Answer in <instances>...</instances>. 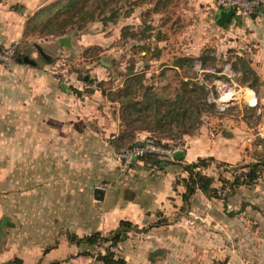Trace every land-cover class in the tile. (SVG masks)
Here are the masks:
<instances>
[{
	"label": "rangeland",
	"instance_id": "374dc122",
	"mask_svg": "<svg viewBox=\"0 0 264 264\" xmlns=\"http://www.w3.org/2000/svg\"><path fill=\"white\" fill-rule=\"evenodd\" d=\"M52 1L0 0V41L2 51L11 59L9 63L0 61L1 213H10L8 202L13 194L43 185H35L37 178L29 173L32 167H39V158L23 151L25 137L29 139L42 128L36 113L40 102L48 100L34 89L64 84L83 96L81 100L95 101V90L101 93L104 86L110 98H118L110 111L113 107L123 109L126 86L137 89L132 99H141L147 84L161 87L162 82L169 84L174 98L181 74L175 73L179 68L172 63L179 55L216 58L208 59L206 67L195 60V79L207 85L206 98L216 102L203 111V124L192 133H182L183 125L175 122L161 128L151 108L127 116L128 127L144 137L157 135L169 143L184 141L186 147H197L191 161L213 154L216 160L204 171L214 175L218 186L220 175L232 178L237 165L264 157V12L219 25L216 0H88L93 17L84 21L77 15L65 32L41 31L43 21L35 23L36 18L29 22V17ZM20 5L26 9L18 11ZM27 28L30 30L25 33ZM62 35L71 37V46L59 41ZM16 52L30 54L37 64L19 62ZM247 60L256 72L245 74L243 62ZM222 97L230 98L221 101ZM24 101L36 103V109L25 108ZM166 107L161 106L162 111ZM126 113L123 111V118ZM221 191L225 197L209 198L200 191L202 194L194 197L198 205L191 216L181 219L191 233L182 239V245L191 249L185 261L264 264V173L251 185L232 190L228 183ZM42 193L37 188L31 196L38 198ZM85 247L83 251L92 255L87 252L86 258L97 256L92 245Z\"/></svg>",
	"mask_w": 264,
	"mask_h": 264
},
{
	"label": "crops",
	"instance_id": "0c3cea01",
	"mask_svg": "<svg viewBox=\"0 0 264 264\" xmlns=\"http://www.w3.org/2000/svg\"><path fill=\"white\" fill-rule=\"evenodd\" d=\"M34 90L48 100L40 102L36 113L42 128L25 137L23 151L39 158V167H30L29 173L37 178L35 185H43L13 194L10 213L0 211V263L19 256L20 264H104L94 256L86 258L87 243L72 241L69 233H107L128 219L136 227L118 245V256L126 264H192V259H184L191 249L182 245V239L191 233L182 220L191 216L198 205L194 197L202 193L197 190L191 203L184 205L185 185L177 182L186 175L182 165L169 162L153 168L139 161L121 173L117 150L145 135L128 127L124 107L108 110L118 98H110L107 90H95L98 100H81L83 96L64 84ZM24 106L34 111L37 105L24 101ZM197 150L188 145L185 159L191 160ZM104 182H111L110 187L102 188ZM37 188L43 193L32 197ZM160 217L167 223L150 226Z\"/></svg>",
	"mask_w": 264,
	"mask_h": 264
},
{
	"label": "trees",
	"instance_id": "16d2710c",
	"mask_svg": "<svg viewBox=\"0 0 264 264\" xmlns=\"http://www.w3.org/2000/svg\"><path fill=\"white\" fill-rule=\"evenodd\" d=\"M87 4L88 0H54L51 3L42 6L38 11H36L33 16L29 17L28 21H35L36 18L37 20L35 21V23L43 21L40 29L41 31H59L60 33L65 32L67 25L71 22H74L77 15L82 16L84 18V21H86L87 17L89 16L93 17V12H91L87 8ZM220 8V6L217 7V12H219ZM259 14L260 13L258 12H252L248 14L247 17H255ZM241 17L242 16L240 15H234V17L227 24L233 22L235 18L241 21ZM29 30L30 28H27L24 32L27 33ZM136 46L139 45L136 44ZM141 47L148 48L149 45H143ZM144 48H142L141 50H143ZM0 49H2L1 44ZM22 55L23 53L16 52L17 60ZM214 58V56L210 57L209 55L203 54L198 57H193L190 55H179L174 63H172L174 65V68H179V70H181L182 72L179 73V70L175 69V73L181 74V79L179 88L174 91V98L170 97L172 90L168 89L167 86L169 84L162 82L160 85L161 87H158L154 84H147L142 91L141 99L131 98L132 95L136 94L137 89H131L128 86L123 87V106L125 111L127 112V115H132L134 111L146 112V110L152 108V114L157 116L156 122L158 127L164 128L167 125H170L172 122H175L179 126L183 125V129L181 131L182 133H192L196 126L200 127L201 124H203L204 121L203 117L201 116L203 115V111L207 110L206 106L214 107L216 105L215 101L206 98L209 90L207 85L195 79V60H200V65H202V67H206L208 64L207 60H215L216 58ZM22 61L23 60L19 62ZM243 63L245 74L248 72H256L248 64L249 60ZM216 70L219 71L221 69L216 68ZM136 74L137 73H133V76H136L137 78L141 77L140 74ZM160 76L162 78H166V75L164 73H161ZM102 91H106L104 86L102 88ZM163 105H167L164 111H162L161 109V106ZM187 120H189L190 124L186 125ZM196 121H198L197 124ZM148 126L149 127L147 128L149 130H154L150 127L152 125ZM151 136H154L157 141L163 144H170L168 141H164L163 137L157 135ZM141 141L142 139L133 141L129 144ZM186 149H184L183 158L179 159L175 157L170 161H160L154 153H145L143 155H140L139 158L131 164L129 169L139 161L153 168H162L169 162H179L182 165L183 171L186 172V175L177 178L178 183H183L185 185V190L181 194L185 206L191 203L192 198L197 190H201L209 198L225 197L222 194L221 190L224 189L228 183L229 187L234 190L239 185H251L255 183L264 173V157H257L252 161L237 165L234 169L232 178L220 175L219 180L222 183L220 186H218L215 184L214 175L204 171V168H207L214 160H216L215 156L213 154L199 155L195 160H186ZM164 223H167L166 217H160L158 220L151 223L150 226H158ZM135 227L136 226L132 221L128 219H122L117 227L111 229L107 233H103L101 230H95L83 236H79L75 233H69V238L72 241L77 242L78 244H94L100 241L110 240L112 244L119 245L122 240L128 237L129 231ZM96 258L101 260L104 264H126L124 257L116 255V253L112 250H107L104 253H98ZM21 262V257L14 256L13 258L1 262L0 264H20Z\"/></svg>",
	"mask_w": 264,
	"mask_h": 264
},
{
	"label": "built area",
	"instance_id": "2783aa9c",
	"mask_svg": "<svg viewBox=\"0 0 264 264\" xmlns=\"http://www.w3.org/2000/svg\"><path fill=\"white\" fill-rule=\"evenodd\" d=\"M216 2L221 8L228 9L231 6L234 7L235 15H240L242 17L252 12H264V0H216ZM0 61L4 63H9L11 61L10 56L7 53H4L2 49H0ZM229 98L230 97H222L220 99L221 101H225ZM209 100H211L210 97ZM185 148L186 144L184 141L166 145L157 141L154 136L148 135L144 137L141 142L122 145L121 148L117 150L116 157L119 161V171L121 173L126 172L131 164L137 160L140 155L145 153H154L160 161H170L175 158L174 154L176 151H184ZM110 185L111 182H104L101 187L108 188ZM90 245L95 248L97 254L104 253L107 250L114 251L116 255L119 253L118 245L112 244L110 240L100 241Z\"/></svg>",
	"mask_w": 264,
	"mask_h": 264
},
{
	"label": "water",
	"instance_id": "95a60500",
	"mask_svg": "<svg viewBox=\"0 0 264 264\" xmlns=\"http://www.w3.org/2000/svg\"><path fill=\"white\" fill-rule=\"evenodd\" d=\"M234 15H235V9H234V7L231 6L228 9L220 8L219 9V12H218V15L216 17V22L219 25H225V24H227L234 17ZM58 39L63 44L68 45V46H71V37L69 35L59 36ZM38 47H39V50L41 51V53L43 55H46V53L44 52V50L40 46H38ZM18 60L19 61L23 60V61H25L27 63H30V64L37 63V60L35 58L31 57L27 53H25L22 56H20L18 58ZM174 155H175L176 158H179V159L180 158H183L184 157V151L183 150L176 151Z\"/></svg>",
	"mask_w": 264,
	"mask_h": 264
}]
</instances>
